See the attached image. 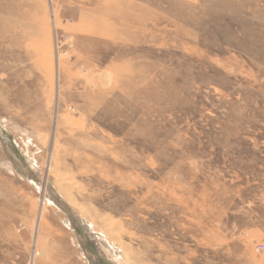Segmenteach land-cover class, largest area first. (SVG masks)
<instances>
[{"label": "rangeland", "instance_id": "1", "mask_svg": "<svg viewBox=\"0 0 264 264\" xmlns=\"http://www.w3.org/2000/svg\"><path fill=\"white\" fill-rule=\"evenodd\" d=\"M119 262L264 264V0H0V264Z\"/></svg>", "mask_w": 264, "mask_h": 264}, {"label": "bare ground", "instance_id": "2", "mask_svg": "<svg viewBox=\"0 0 264 264\" xmlns=\"http://www.w3.org/2000/svg\"><path fill=\"white\" fill-rule=\"evenodd\" d=\"M42 205H44L45 203H44V201L42 200V203H41ZM41 209H43V208H41ZM96 217V216H95ZM103 217V216H102ZM97 218V217H96ZM99 220H101L102 222V224H104L102 227H104L105 226V228H106V231H105V229H104V232H106V233H104V234H106L107 235V237L110 239V241H116L117 239H118V235L121 233V228H120V226L117 224V222H114L113 220H112V218H110V217H103L102 219H99ZM103 230V229H102ZM103 232V231H102ZM101 232V233H102ZM103 234V233H102ZM103 234V235H104ZM122 234V233H121ZM107 237H106V239H107ZM121 239V238H120ZM117 242V241H116ZM119 245H121V242H120V244ZM122 247H123V245H122ZM121 250H123V249H121ZM125 251V250H124ZM122 252V251H121ZM124 255V254H123ZM126 256V255H125ZM125 259V258H124ZM120 260V259H119ZM127 261H129L130 262V260H127ZM118 264H127V262L125 263V262H119Z\"/></svg>", "mask_w": 264, "mask_h": 264}]
</instances>
